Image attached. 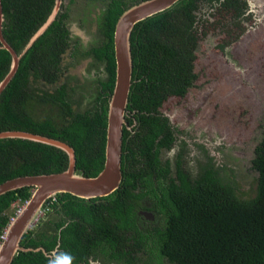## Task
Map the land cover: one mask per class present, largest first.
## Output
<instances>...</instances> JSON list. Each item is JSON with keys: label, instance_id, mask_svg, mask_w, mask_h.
Masks as SVG:
<instances>
[{"label": "trees", "instance_id": "trees-1", "mask_svg": "<svg viewBox=\"0 0 264 264\" xmlns=\"http://www.w3.org/2000/svg\"><path fill=\"white\" fill-rule=\"evenodd\" d=\"M1 5L2 35L21 54L50 15L54 0H1ZM124 9L121 1L112 0L105 12L102 33L107 41L92 51L106 62L107 77L98 81L89 109L73 113L64 102V87L52 95L30 92L34 84H51L57 78L53 69L64 51L66 32L56 19L21 57L15 76L0 95V132L26 131L65 142L75 151L77 174L97 176L105 163L108 102L116 76L114 29ZM204 9L215 18L213 23L205 19ZM247 10L246 0H179L134 26L125 120L129 126L136 124L131 130L123 128L119 188L98 199L69 193L47 199L45 214L54 211L64 217L59 223L40 219L21 240V246L40 250L19 252L12 264H50L46 254L58 244L59 254L71 264L98 254L97 250L106 258L139 260L138 264H264V135L251 161L258 176L250 193L241 191L232 171L216 168L210 157L195 176L184 167L182 151L173 167L161 157V151L175 145L179 132L159 109L169 98L185 97L196 80L199 40L220 28L230 38L228 43L236 42L246 29ZM229 15L224 26L221 19ZM10 65L11 55L0 49V82ZM33 102L58 104V121L37 119L30 110ZM68 163L67 154L55 147L0 139V184L60 173ZM31 194L32 189L25 187L0 196V235L13 216L11 206L24 203ZM141 209L153 212L156 220L141 217Z\"/></svg>", "mask_w": 264, "mask_h": 264}, {"label": "rangeland", "instance_id": "rangeland-1", "mask_svg": "<svg viewBox=\"0 0 264 264\" xmlns=\"http://www.w3.org/2000/svg\"><path fill=\"white\" fill-rule=\"evenodd\" d=\"M249 1L247 30L225 55L216 50L217 42L223 40L221 31L210 32L199 42L195 62L197 80L186 97L170 98L162 108L180 132L178 144L173 150L161 151L162 160L169 159L173 166L177 152L182 149L184 167L194 176L210 157L216 168L224 169L226 173L231 170L239 189L248 193L258 176L251 167L254 149L264 135V0ZM101 4L95 1L89 7L91 20H94L93 26L87 23L83 30L87 38L84 48L100 44L95 19L103 10ZM206 12V9L202 11L205 16L208 15ZM81 14H74L73 21L80 20ZM205 19L208 23L214 20L210 16ZM228 20L230 15L221 19L222 24ZM94 66H84L78 75L67 76L68 83L77 80L82 83L77 87L80 92L76 99L81 105L83 103V108L89 107L97 94ZM45 88L41 84L31 90ZM39 109L34 106L30 110L39 118L52 113L43 107ZM18 206L19 203L13 204L9 211L14 213ZM42 217H47L44 210L39 218ZM49 218L54 220L56 217ZM34 224L36 226V222Z\"/></svg>", "mask_w": 264, "mask_h": 264}, {"label": "water", "instance_id": "water-1", "mask_svg": "<svg viewBox=\"0 0 264 264\" xmlns=\"http://www.w3.org/2000/svg\"><path fill=\"white\" fill-rule=\"evenodd\" d=\"M179 0H146L126 10L117 20L114 29V53L116 76L112 95L108 102L105 163L95 177H85L76 172L74 149L58 139L29 133L26 131H3L0 139H23L42 143L62 150L68 156V168L60 173L23 176L0 184V196L21 188H31L32 194L22 212L10 224L5 241L0 246V264H12L19 252L32 251L21 246V240L36 220L47 199L57 194L69 193L77 198L90 200L105 197L116 191L122 181V137L126 125L125 114L131 88L133 62L130 36L134 26L157 13L172 7ZM61 0H56L54 10L47 21L31 37L21 54H17L2 35L3 13L0 0V49L11 55L10 69L0 82V95L15 76L21 57L33 43L47 30L57 15ZM145 216L150 219L149 212ZM36 249L34 251H39Z\"/></svg>", "mask_w": 264, "mask_h": 264}, {"label": "flooded vegetation", "instance_id": "flooded-vegetation-1", "mask_svg": "<svg viewBox=\"0 0 264 264\" xmlns=\"http://www.w3.org/2000/svg\"><path fill=\"white\" fill-rule=\"evenodd\" d=\"M95 1L102 3L101 7L103 9L102 12L99 14V18L95 19V23L98 22V24H97L98 25V31H99V36L101 38L100 44L98 46H90L88 48H84V47H86L85 45L87 44V38L84 36L83 30H86L85 27H86L87 23L92 25V21L94 19L91 20L92 17L90 15L91 11L89 10V7H90L91 3L95 2ZM118 1H121L125 5V9L123 11V13H124L129 8L135 6V5H137L143 1H146V0H118ZM246 1L248 3V10L245 12V17H247L248 19L243 22V24L245 25V28L247 25V21L250 19L249 7L251 6L250 1L249 0H246ZM110 2H112V0H61L59 10L57 12V15L55 16L54 21L57 19L60 23L61 28H63V30L66 32V37H65L66 44L64 46V51L58 55L60 60L57 64V66L53 69V72L56 74L57 78L51 84L45 83V82H38L36 85L34 84L35 86L33 85L32 87H38V85H41V84L46 86V88H49V86L55 87L54 90H48L46 88L44 90H40V89L37 90V92L42 91L43 93H49L50 95L55 94L60 87H64V90H65L64 102L66 104H68L69 109H71V111L73 113H75V112H82L83 113L87 109H89L92 106V104L90 103L88 105L89 107H87V108L82 107L83 103L81 105L80 101H78L76 99L77 94L80 92V90L78 91L79 88H77V87L80 86L82 83L81 82L77 83L80 80H77L76 82L73 81L71 83H68L69 78L67 79V76L78 75L77 72L80 73L81 70H83L84 66H85V68H86V66L88 68H92L93 64H95L96 67L95 66L94 67L96 68V70H95L96 71V73H95V75H96L95 76L96 86H97L98 81H104L107 77L106 62L104 61V59L102 60V59L95 57L92 50L104 46L105 41H107L106 35L102 33V30H103L102 26H103V22H104L103 18H104L105 12H106L107 7L109 6ZM55 3H56V0H54V5H53V8L50 12V15L52 14V12L54 10ZM81 10H83V11H81ZM86 10H87V14H86ZM77 12H82V14L80 15V20L73 21V19H72L73 15L76 14ZM49 16H48V18H49ZM47 19H46V21H47ZM214 20H215V18H214ZM214 20L212 21V23L214 22ZM246 30L247 29H245L244 33L246 32ZM215 31H220V28L210 30V32H215ZM210 32H208V34ZM223 34H224L223 40L217 42L216 50L219 53L225 55L226 51L228 49H230L243 36V34L238 38V40L236 42H232V43H228L229 42L228 39H230V38L225 33H223ZM201 39L199 40V42L201 41ZM199 42H198V44H199ZM198 44H197V47H198ZM0 46H1V44H0ZM197 47H196V49H197ZM114 56H115V53H114ZM195 56H196V50H195ZM196 60H197V56L194 60V70H193V73L196 74V76H197V73L195 72ZM103 77H104V79H103ZM196 80H197V78H196ZM81 81H83V79ZM195 81H194V83H195ZM194 83H193V85H194ZM30 92L32 94H34L33 93L34 91L31 89H30ZM187 94H186V96H187ZM31 104H33L32 108L34 106H39L40 109H41V107H43V108H46L47 110H50V112L52 111L51 114L48 113V114H46V116H44L42 118H39L38 115L34 114L37 119L42 120L44 118L50 117L54 121H58V116H59L58 115V108L60 107L58 104L53 105V104L49 103L46 105L45 104L37 105L36 102H33ZM164 104H163V106H164ZM163 106L160 107V109H159L160 112L168 119L170 125H172L174 127V125L171 122L172 121L171 118L169 116H166L163 113V110H162ZM135 124H136V122L134 121V123L131 126H129L126 122L125 126L129 130H131V128L134 127ZM178 134H180V132ZM178 138H179V135H177V137H176L177 142L175 143V145L170 150H173L176 147V145L178 144ZM180 150L182 151V149H180ZM181 151H178L177 154ZM177 154H176V156H177ZM166 159H164V160H166ZM173 166L171 165V167H173ZM96 199H98V197ZM146 206L150 207L149 204H146ZM147 212H149L153 215L152 219H150V218L147 219V217L145 216V213H147ZM138 214L149 222H152V221L154 222L156 220V216L154 215V213L151 211H148L147 209L146 210H144V209L139 210ZM46 216H47L46 218L42 217V219H41V221L44 223H46L49 220H52L51 218H49V216H55L56 217L54 220H52L55 223H59L61 221V218L64 217L63 214L56 213L54 211L50 215L48 214ZM47 232H49V231H47ZM51 233H55L54 228L51 230ZM47 234H49V233H47ZM58 245L49 254H46L51 259L50 264H53L54 259H55V262H54L55 264H71L70 262L63 260L62 255L59 254ZM29 249H31L33 251L36 250V249H32V248H29ZM37 249H40V248H37ZM43 251H45V250H43ZM97 251H98V254L95 253L96 252L95 251L94 254L90 255L87 259H84L83 261H78L74 264H138L139 263V260L135 261V262H130V261L124 260L123 258H120V257L106 258L105 257L106 253H104V252L101 253L100 250H97ZM135 254L137 256H139V252L138 253L136 252Z\"/></svg>", "mask_w": 264, "mask_h": 264}, {"label": "built area", "instance_id": "built-area-1", "mask_svg": "<svg viewBox=\"0 0 264 264\" xmlns=\"http://www.w3.org/2000/svg\"><path fill=\"white\" fill-rule=\"evenodd\" d=\"M27 203H28V200L25 201V202L22 203V204H19L18 209L13 213V216L10 217V221H9L8 226L3 230V233L0 235V246H1V244L3 243V241H5V239H6V236H7V233H8V229H9L10 224H11V223L14 221V219H15V218H16V217L22 212V210L24 209V207L26 206ZM42 212H43V210H41V211L38 213L35 222L38 221L39 216H40V214H41ZM44 213H45V212H44ZM35 222H34V223H35ZM34 223H33V224H34Z\"/></svg>", "mask_w": 264, "mask_h": 264}, {"label": "clouds", "instance_id": "clouds-1", "mask_svg": "<svg viewBox=\"0 0 264 264\" xmlns=\"http://www.w3.org/2000/svg\"><path fill=\"white\" fill-rule=\"evenodd\" d=\"M52 197H55V196H52ZM43 209V208H42ZM41 209V210H42ZM40 219V218H39ZM39 219H38V221H39ZM38 221L36 222V224L38 223ZM35 225V224H34ZM34 225H32V227H31V229H33L35 226Z\"/></svg>", "mask_w": 264, "mask_h": 264}]
</instances>
